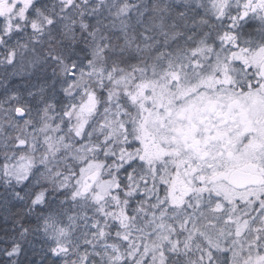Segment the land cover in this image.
<instances>
[{
	"label": "snow or ice",
	"instance_id": "1",
	"mask_svg": "<svg viewBox=\"0 0 264 264\" xmlns=\"http://www.w3.org/2000/svg\"><path fill=\"white\" fill-rule=\"evenodd\" d=\"M0 264H264V0H0Z\"/></svg>",
	"mask_w": 264,
	"mask_h": 264
},
{
	"label": "trees",
	"instance_id": "2",
	"mask_svg": "<svg viewBox=\"0 0 264 264\" xmlns=\"http://www.w3.org/2000/svg\"><path fill=\"white\" fill-rule=\"evenodd\" d=\"M19 79H20L19 77L15 78L16 81H18Z\"/></svg>",
	"mask_w": 264,
	"mask_h": 264
}]
</instances>
